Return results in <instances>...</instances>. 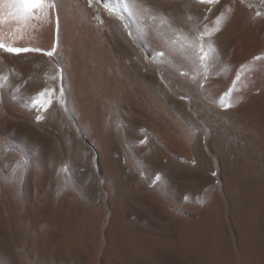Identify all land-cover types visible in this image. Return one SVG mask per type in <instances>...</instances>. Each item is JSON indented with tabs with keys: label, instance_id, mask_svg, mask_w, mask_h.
<instances>
[{
	"label": "bare ground",
	"instance_id": "6f19581e",
	"mask_svg": "<svg viewBox=\"0 0 264 264\" xmlns=\"http://www.w3.org/2000/svg\"><path fill=\"white\" fill-rule=\"evenodd\" d=\"M31 2L0 0V264H264V0Z\"/></svg>",
	"mask_w": 264,
	"mask_h": 264
},
{
	"label": "snow or ice",
	"instance_id": "6c2138e0",
	"mask_svg": "<svg viewBox=\"0 0 264 264\" xmlns=\"http://www.w3.org/2000/svg\"><path fill=\"white\" fill-rule=\"evenodd\" d=\"M21 2L23 4H25L28 8H32V7L38 6V3H33V2H31V0H21ZM89 3H90V6H91V0H89ZM50 6H54V5H50ZM3 47H4L3 45H0V48H3ZM5 51L14 53L16 55H19L21 53H26V52H29V51H33V52H36V53H43L44 55H47L49 57H51L53 55L52 51H45V50L38 49V48H36V49L6 48ZM201 51H203V49H201Z\"/></svg>",
	"mask_w": 264,
	"mask_h": 264
}]
</instances>
